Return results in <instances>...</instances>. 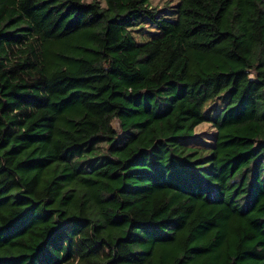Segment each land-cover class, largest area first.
Segmentation results:
<instances>
[{
	"label": "trees",
	"instance_id": "obj_1",
	"mask_svg": "<svg viewBox=\"0 0 264 264\" xmlns=\"http://www.w3.org/2000/svg\"><path fill=\"white\" fill-rule=\"evenodd\" d=\"M149 2L0 0V264H264V0Z\"/></svg>",
	"mask_w": 264,
	"mask_h": 264
},
{
	"label": "rangeland",
	"instance_id": "obj_2",
	"mask_svg": "<svg viewBox=\"0 0 264 264\" xmlns=\"http://www.w3.org/2000/svg\"><path fill=\"white\" fill-rule=\"evenodd\" d=\"M88 2L89 0H84ZM177 0H150L149 4L151 7L156 8V9H162L165 6H172L176 3ZM193 133L196 135V137H199L200 139H203V142H210V137L213 133L212 128L203 123L198 126H196L193 130ZM191 145H199L198 141H194L190 144Z\"/></svg>",
	"mask_w": 264,
	"mask_h": 264
}]
</instances>
